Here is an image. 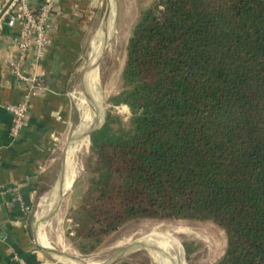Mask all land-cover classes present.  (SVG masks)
Returning a JSON list of instances; mask_svg holds the SVG:
<instances>
[{"label": "trees", "instance_id": "1", "mask_svg": "<svg viewBox=\"0 0 264 264\" xmlns=\"http://www.w3.org/2000/svg\"><path fill=\"white\" fill-rule=\"evenodd\" d=\"M122 80L110 102L128 121L110 108L91 134L82 250L132 220L184 219L224 230L214 264H264V0H155Z\"/></svg>", "mask_w": 264, "mask_h": 264}, {"label": "crops", "instance_id": "2", "mask_svg": "<svg viewBox=\"0 0 264 264\" xmlns=\"http://www.w3.org/2000/svg\"><path fill=\"white\" fill-rule=\"evenodd\" d=\"M55 1L52 42L38 67L48 90L33 98L27 123L18 136L10 132L12 114L7 104L19 102L24 95L9 68L17 53L13 37L20 27H6L0 34V264H18L15 256L28 264H67L50 261L48 250L31 232L30 214L38 193L49 186L50 162L58 141L75 125L79 109L73 82L92 45L93 24L103 10V29L109 31L106 14L110 0ZM63 172L65 160L61 176Z\"/></svg>", "mask_w": 264, "mask_h": 264}, {"label": "rangeland", "instance_id": "3", "mask_svg": "<svg viewBox=\"0 0 264 264\" xmlns=\"http://www.w3.org/2000/svg\"><path fill=\"white\" fill-rule=\"evenodd\" d=\"M154 1L155 0H114L117 8L115 30H113L114 33L111 39H108L107 42L102 45L98 55L100 57V63L98 65L100 70L99 87L103 96L102 104L105 117L108 109L111 108L116 113L120 114L124 121H128L129 119L130 109L124 104H112L110 98L123 89L122 71L127 57V43L139 13L142 8L149 6ZM104 12V10L101 11V14L96 18L93 24L92 45L86 53L80 72L76 75L73 82L75 91L74 99L77 104L82 97H84L83 76L96 51L93 46V40L99 32L103 31ZM77 104L76 107H78ZM80 115L82 116V112L78 111L75 125L67 135L58 141L55 148L56 152L50 162L49 186L46 190L38 193L33 203L32 212L30 214V228L36 238L40 214L48 208L50 194L61 177L60 174L65 160L66 150L74 141V131H76L81 122L80 119H82ZM89 145L76 153L77 177L73 186L62 195L58 208H55L54 204L44 215V219L47 222L44 233L56 249L78 257L80 256L82 260L91 259L103 262L113 257L124 247L136 243L151 231H162L165 233L171 232L172 239L181 243L185 264H214L223 256L227 246V236L222 228L210 221L184 219L143 218L132 220L106 236L96 248L89 252L83 251L79 245L82 240L75 237L77 225L74 221L73 213L74 209L80 204L83 194L88 188L86 165L91 155V141ZM43 200L44 204L42 205ZM162 232L161 235H165ZM185 243L190 245L191 251L189 254L187 253ZM46 252L49 255L50 261L60 262L56 253ZM113 264L157 263L145 246V248H139L123 255Z\"/></svg>", "mask_w": 264, "mask_h": 264}, {"label": "built area", "instance_id": "4", "mask_svg": "<svg viewBox=\"0 0 264 264\" xmlns=\"http://www.w3.org/2000/svg\"><path fill=\"white\" fill-rule=\"evenodd\" d=\"M56 1L44 0H1L0 34L6 27H20L13 37L17 53L9 61V68L24 89L23 98L17 103H8L12 114L10 132L20 135L30 113L34 97L44 94L48 87L43 74L38 71L40 62L45 58L52 42V29L56 23ZM26 211L30 207H25ZM18 264H28L15 256Z\"/></svg>", "mask_w": 264, "mask_h": 264}, {"label": "bare ground", "instance_id": "5", "mask_svg": "<svg viewBox=\"0 0 264 264\" xmlns=\"http://www.w3.org/2000/svg\"><path fill=\"white\" fill-rule=\"evenodd\" d=\"M117 18V8L114 0H110V17H109V35L108 39H111L113 36V30H115V23ZM103 29V28H102ZM116 34V33H115ZM104 29L99 32L94 38V48L96 51L94 52V56H92V61L90 65L87 67L83 79V96L79 101L78 108L79 112H82V119L80 124L78 125L75 132L74 141L68 146L65 155V173L64 180L62 184V188L64 191H68L74 183V180L77 177V162H76V153L81 151L82 149L88 147L89 133L92 128L93 123H96L97 127L103 125L104 116V108L102 104L103 96L99 87L100 79H99V67L96 64L97 57H99V51L101 50L102 45L105 43L104 39ZM88 77V79H87ZM87 81V84H86ZM101 85V84H100ZM90 90L93 106L96 109V112L92 111L88 99L86 97L85 92ZM75 92V91H74ZM100 106V107H99ZM81 110V111H80ZM102 119V120H101ZM101 121V122H100ZM73 132V133H74ZM90 146V145H89ZM60 193V184L58 183L56 187L52 190L50 194V202H48V208L40 214V222L38 226L37 240L43 247L53 249L55 248L52 243L47 238L44 233V228L46 226L45 213L49 211L53 207V205L57 203L58 197ZM44 196V195H41ZM48 199V198H47ZM44 204V200L42 201V205ZM54 205V206H55ZM58 215V214H57ZM162 232V231H161ZM161 232L151 231L148 235L138 240L137 242H141L144 244L152 257H154L157 264H185L182 245L179 241H174L171 237L170 233L162 232L165 235H161ZM167 232V231H166ZM141 251V250H140ZM182 251V252H181ZM55 254V253H54ZM58 255V254H56ZM72 255V254H69ZM61 262L67 264H102V261L99 260H78L73 259L70 256L58 255ZM80 257V256H79Z\"/></svg>", "mask_w": 264, "mask_h": 264}, {"label": "water", "instance_id": "6", "mask_svg": "<svg viewBox=\"0 0 264 264\" xmlns=\"http://www.w3.org/2000/svg\"><path fill=\"white\" fill-rule=\"evenodd\" d=\"M109 17H110V9L107 11V14H106V20H109ZM106 31H108V30H107V28L105 27V29H104V37H103V39L105 40V41H104L105 43H106L107 40H108V32H106ZM99 63H100V57H98V59H97V61H96L97 66L99 65ZM99 77H100V75H99ZM83 79H84V76H83ZM90 93H91L90 90H87V91L85 92L86 97H87V99H88V103H89V105H90L92 111H93V112H94V111L96 112V109H95L94 106H93V102H92V98H91V94H90ZM104 122H105V115L103 116V124H104ZM97 128H98L97 125L94 123V125H92V128H91V130H90V133H89V135H88L90 141H91V134H92V132L95 131ZM75 138H76V137L74 136V139H75ZM63 171H64V170H63ZM63 179H64V172H63V175L61 176L60 181H59V184H60V193H59V196H60V197H59V199H58V201H57V203H56V205H55V208H58V205H59L60 199H61L62 195H64V193H65L64 189L62 188ZM43 248L46 249V250H48V251H50V252H52V253H56V254H58V255L70 256V257H72L73 259L82 260V258H80V257H78V256H76V255H69L68 253H65L64 251H62V250H58V249H56V248H53V249H49V248H46V247H43ZM139 248H145V245L142 244L141 242H136V243H133V244H131V245H128V246L124 247L123 249H121V250H120L118 253H116L113 257H111V258H109V259L103 261L102 264H113V263H115L120 257H122L123 255H125V254H127V253H129V252L135 251V250H137V249H139Z\"/></svg>", "mask_w": 264, "mask_h": 264}]
</instances>
